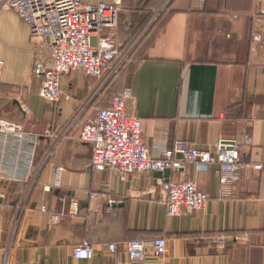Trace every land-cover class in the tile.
I'll use <instances>...</instances> for the list:
<instances>
[{"label":"crops","instance_id":"crops-1","mask_svg":"<svg viewBox=\"0 0 264 264\" xmlns=\"http://www.w3.org/2000/svg\"><path fill=\"white\" fill-rule=\"evenodd\" d=\"M106 1L119 3L116 41L125 45L145 16L167 0ZM165 9L170 15L151 45L136 54L114 87L103 89V95L109 94L104 104L129 91L127 111L142 120L144 140L154 155L178 140L210 150L221 138L248 135L251 145L241 152L245 166L234 196L219 198L216 163L195 161L168 176L152 172L125 181L115 168L93 170L91 146L80 141L77 128L64 129L79 108H87L83 121L94 116L96 105H86L97 81L72 71L62 78L71 99L43 100L32 67L38 59H49V48L32 39L28 25L13 11L3 10L0 118L39 135L36 168L42 169L33 186L0 183L5 195L0 198L1 264H264V48L252 40L255 32H264L259 15L264 0H172ZM258 18L263 23L256 29ZM46 129L57 137L46 136ZM56 167L63 168L59 176ZM164 180H194L209 197L206 206L167 217L160 191ZM90 193L97 196L90 198ZM61 195L78 201L79 214L54 223L40 209L46 206L51 214L68 209V203L59 202ZM236 235L248 236V243L236 242ZM159 236L167 240L163 257L128 259L126 242ZM83 242L94 248L90 260L72 255ZM111 243L117 253L108 250Z\"/></svg>","mask_w":264,"mask_h":264},{"label":"built area","instance_id":"built-area-1","mask_svg":"<svg viewBox=\"0 0 264 264\" xmlns=\"http://www.w3.org/2000/svg\"><path fill=\"white\" fill-rule=\"evenodd\" d=\"M3 10L13 11L28 25L32 39L41 41L49 48V59L36 60L32 76L41 83L40 97L52 104L71 99L70 93L62 87V78L75 70L97 79L99 90L111 86L124 73L140 39L127 46L119 45L116 41L120 14L118 2L0 0V11ZM259 15L264 17V10H260ZM232 18H238V15L234 14ZM152 23L151 20L148 26ZM252 40L264 48V32H255ZM3 65L0 59V71ZM130 99L127 89L115 94L108 106H98L94 116L85 121L82 119L85 107L79 108L65 126L64 133L77 128L80 141L91 146L90 166L93 170L115 168L125 181L136 174L184 170L188 163L195 161L216 163L219 198L234 196V188L240 182L245 166L241 152L251 145L248 135L240 140L221 138L210 150L198 149L178 140L172 148L162 147L154 155L144 140L142 120L127 111ZM24 112L29 115L31 110L24 107ZM44 134L57 137L51 129H46ZM39 142V135L26 131L23 124L0 118V183L10 181L34 185L42 169L35 167ZM176 154L180 156L179 159L174 157ZM247 166L255 170L263 167L262 164ZM62 171V167L55 168L57 176ZM44 189L50 190V187L45 186ZM160 191L165 194L166 215L169 218L182 213L193 214L203 209L209 199L205 192L198 189L194 180H164L160 183ZM96 196V193H90V198ZM4 197L0 193V198ZM58 200L63 205L68 203V209L62 208L58 213L51 214L46 206H42L40 211L50 214L54 223H59L65 216H78V201L66 195L59 196ZM235 240L246 244L249 238L236 235ZM107 248L111 253L118 252L115 243L108 244ZM166 248L167 240L160 236L130 240L124 245L130 261L163 257ZM72 255L77 260H90L94 256V248L83 242L72 249Z\"/></svg>","mask_w":264,"mask_h":264},{"label":"trees","instance_id":"trees-1","mask_svg":"<svg viewBox=\"0 0 264 264\" xmlns=\"http://www.w3.org/2000/svg\"><path fill=\"white\" fill-rule=\"evenodd\" d=\"M169 15L170 13H167V10H165L163 13L159 15V17H157V19L150 26H148L147 24H149V22L152 20L151 18L152 13H149L148 15L145 16V21L143 23V26L132 34L129 42L123 45V46H127L128 44H130L131 42H133L134 40L140 37L136 47L133 50L131 61L134 59L136 54L137 55L142 54L151 45L159 29L163 26L164 22L167 20ZM146 25L147 27H144ZM38 150L39 147L37 149L35 167L39 164L41 159V156L39 157Z\"/></svg>","mask_w":264,"mask_h":264},{"label":"rangeland","instance_id":"rangeland-1","mask_svg":"<svg viewBox=\"0 0 264 264\" xmlns=\"http://www.w3.org/2000/svg\"><path fill=\"white\" fill-rule=\"evenodd\" d=\"M171 1L172 0H167L166 2H165V4H164V7H162V8H159V9H156L153 13H152V21L154 22L156 19H157V17H159V15L161 14V13H163L166 9H164L162 12H161V10L163 9V8H166V6L168 7L169 6V4L171 3ZM1 12V11H0ZM257 22H256V29H258L259 28V26H257L259 23L258 22H262L263 23V20H261V18H258L257 20H256ZM127 68V67H126ZM123 75V74H122ZM122 75H120V77L122 76ZM119 77V78H120ZM92 79V80H96L97 81V79H95V78H92V77H88V79ZM119 78L112 84L113 85V87L116 85V83H117V81L119 80ZM106 96H109V94H104L103 95V90H99L98 89V81L96 82V87H95V89L94 90H92L91 91V95H90V99H89V101L87 102V105H86V107H91L92 105L93 106H95V109L98 107V106H100V107H104L106 104H104V102H105V97ZM111 98V97H110ZM109 98V99H110ZM86 109L87 108H85V112H86ZM85 119V118H84Z\"/></svg>","mask_w":264,"mask_h":264},{"label":"water","instance_id":"water-1","mask_svg":"<svg viewBox=\"0 0 264 264\" xmlns=\"http://www.w3.org/2000/svg\"><path fill=\"white\" fill-rule=\"evenodd\" d=\"M156 173V175L157 176H168L169 174H170V172L169 171H165V172H163V173H161V172H155Z\"/></svg>","mask_w":264,"mask_h":264}]
</instances>
